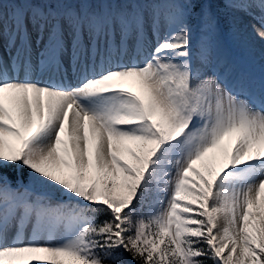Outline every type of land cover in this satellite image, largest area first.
<instances>
[{"label":"snow or ice","instance_id":"6c2138e0","mask_svg":"<svg viewBox=\"0 0 264 264\" xmlns=\"http://www.w3.org/2000/svg\"><path fill=\"white\" fill-rule=\"evenodd\" d=\"M214 3L264 40V0H0V264H264V71Z\"/></svg>","mask_w":264,"mask_h":264},{"label":"bare ground","instance_id":"6f19581e","mask_svg":"<svg viewBox=\"0 0 264 264\" xmlns=\"http://www.w3.org/2000/svg\"><path fill=\"white\" fill-rule=\"evenodd\" d=\"M254 21L250 16H244L241 21L235 22L234 34L236 35V44H241L243 51L246 53L247 59L251 61V66L245 65L244 67H250L246 69L250 78L254 83L259 82L262 71H264V40L259 39L253 31ZM258 71L259 77H253ZM219 162L217 161V164Z\"/></svg>","mask_w":264,"mask_h":264},{"label":"rangeland","instance_id":"374dc122","mask_svg":"<svg viewBox=\"0 0 264 264\" xmlns=\"http://www.w3.org/2000/svg\"><path fill=\"white\" fill-rule=\"evenodd\" d=\"M226 11L228 12V14H226L228 16V18H227V21H225V18H223L224 19V22H222L223 25H227V23H230V19L229 18H231L233 20V21H231L232 22L231 25H233V22L241 21L243 19V15L239 14L237 11H233V10L228 9V8H226ZM229 37H230L231 41L236 45L235 37H234V29L233 30L231 29V31L229 33ZM236 47L239 49L238 53H242L243 54L242 49H241L242 48L241 44L236 45ZM125 86L126 87H131L132 90H135V91L139 90L138 87L136 85H134L131 81L126 82Z\"/></svg>","mask_w":264,"mask_h":264}]
</instances>
